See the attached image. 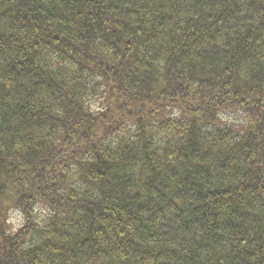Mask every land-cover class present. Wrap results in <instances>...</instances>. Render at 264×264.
Wrapping results in <instances>:
<instances>
[{
    "label": "trees",
    "instance_id": "obj_1",
    "mask_svg": "<svg viewBox=\"0 0 264 264\" xmlns=\"http://www.w3.org/2000/svg\"><path fill=\"white\" fill-rule=\"evenodd\" d=\"M0 264H264V0H0Z\"/></svg>",
    "mask_w": 264,
    "mask_h": 264
},
{
    "label": "rangeland",
    "instance_id": "obj_2",
    "mask_svg": "<svg viewBox=\"0 0 264 264\" xmlns=\"http://www.w3.org/2000/svg\"><path fill=\"white\" fill-rule=\"evenodd\" d=\"M219 118L223 121V122H228L229 124L233 125L236 129L238 127V125H240L241 121H243V118H239V117H234V116H228L226 113L223 115L221 114L219 116ZM10 215V226L14 229H16L19 225V221H20V216L19 213L16 211H12V213L9 214Z\"/></svg>",
    "mask_w": 264,
    "mask_h": 264
}]
</instances>
